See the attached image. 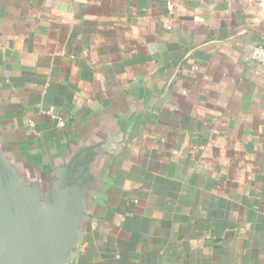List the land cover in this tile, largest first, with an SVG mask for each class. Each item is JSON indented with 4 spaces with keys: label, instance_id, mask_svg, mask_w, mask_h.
Wrapping results in <instances>:
<instances>
[{
    "label": "crops",
    "instance_id": "obj_1",
    "mask_svg": "<svg viewBox=\"0 0 264 264\" xmlns=\"http://www.w3.org/2000/svg\"><path fill=\"white\" fill-rule=\"evenodd\" d=\"M1 6L2 114L28 152L43 160L98 112H143L76 264H264L259 0Z\"/></svg>",
    "mask_w": 264,
    "mask_h": 264
},
{
    "label": "water",
    "instance_id": "obj_2",
    "mask_svg": "<svg viewBox=\"0 0 264 264\" xmlns=\"http://www.w3.org/2000/svg\"><path fill=\"white\" fill-rule=\"evenodd\" d=\"M5 109L0 98V264H76L106 206L128 126L143 112L123 125L128 112H98L39 160L15 138Z\"/></svg>",
    "mask_w": 264,
    "mask_h": 264
},
{
    "label": "built area",
    "instance_id": "obj_3",
    "mask_svg": "<svg viewBox=\"0 0 264 264\" xmlns=\"http://www.w3.org/2000/svg\"><path fill=\"white\" fill-rule=\"evenodd\" d=\"M259 6L261 14L262 16H264V0H259ZM250 58L264 64V44L255 45L250 52ZM57 125L63 126L64 122L62 120H59Z\"/></svg>",
    "mask_w": 264,
    "mask_h": 264
}]
</instances>
